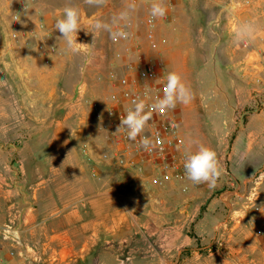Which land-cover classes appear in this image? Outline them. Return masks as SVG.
<instances>
[{"label": "crops", "instance_id": "crops-1", "mask_svg": "<svg viewBox=\"0 0 264 264\" xmlns=\"http://www.w3.org/2000/svg\"><path fill=\"white\" fill-rule=\"evenodd\" d=\"M3 1L21 20H0V227L14 222L23 244L0 234V264H264V0H164L169 19L152 35L151 0L82 1L77 41L92 44L88 64L55 30L61 9ZM97 20L127 39L103 29L94 39ZM244 22L253 37L237 42L232 29ZM135 43L190 88L192 101L175 108L181 134L187 152L217 153L214 187H156L149 170L116 165L93 105L110 104V72L123 73Z\"/></svg>", "mask_w": 264, "mask_h": 264}, {"label": "built area", "instance_id": "built-area-1", "mask_svg": "<svg viewBox=\"0 0 264 264\" xmlns=\"http://www.w3.org/2000/svg\"><path fill=\"white\" fill-rule=\"evenodd\" d=\"M8 3L23 4L24 0H5ZM169 9L162 18L153 19L151 15L146 19V26L150 35L159 19H169ZM14 20L20 21L21 15L15 14ZM39 27L44 28V18L39 17ZM51 37V34H47ZM247 44V42H245ZM49 52H55L56 46L51 45ZM49 63V60H46ZM124 70L119 75L115 70L110 72V77L116 88L110 95V104L103 108L99 104L93 105L97 117H106L103 128L108 132V139L116 148L113 150V158L116 165L128 171L145 174L150 171V183L156 187H163L171 182H186L181 189L183 192L195 184L187 180L184 171V158L188 153L185 149V140L181 134L180 121L176 109L157 111L152 114L142 136H148L152 141V147L145 150L140 146V137L136 141L129 140L125 130L117 131L121 118L126 110L132 107V101L137 97L143 98L145 91L150 93L154 101L157 96H162L167 76V63L160 58L146 55L139 43H135L127 49L124 58ZM261 82L260 78L256 79ZM83 153L90 158V150L83 146ZM111 156V157H112ZM110 157V158H111ZM103 155V159H110ZM264 172V171H263ZM257 211L264 214V203L257 207ZM257 233L264 239V225L260 226ZM3 240L17 246L23 243L19 228L14 222H8L0 227Z\"/></svg>", "mask_w": 264, "mask_h": 264}, {"label": "clouds", "instance_id": "clouds-1", "mask_svg": "<svg viewBox=\"0 0 264 264\" xmlns=\"http://www.w3.org/2000/svg\"><path fill=\"white\" fill-rule=\"evenodd\" d=\"M89 5L100 6L104 0H87ZM167 8L164 0H151L150 15L153 19L162 18L166 15ZM126 14L121 13L119 19H125ZM82 18L80 10L75 6H66L63 9V15L55 22V30L61 33V39L66 42L67 49L74 54L84 53L89 57L86 64L91 63V45L77 41L78 32L81 30ZM114 19L112 24H116ZM89 31L94 35L100 30L109 33L113 41L127 39V32L123 30H112V25L97 20ZM234 39L237 42L249 41L253 37L254 28L251 22L238 23L232 29ZM83 86V85H82ZM190 88L183 82L179 73L172 71L166 76V83L162 96H157L152 100L150 93L145 91L143 98L137 97L132 101V107L126 110V114L121 118L120 126L117 131L123 129L129 140L136 141L140 137V146L149 150L152 147V141L148 136H142L152 114L157 111L175 109L177 104L187 105L192 101ZM66 143V142H65ZM184 171L187 180L193 184H207L214 187L218 178L222 174V166L217 157V153L204 145H198L195 151H189L184 158Z\"/></svg>", "mask_w": 264, "mask_h": 264}, {"label": "rangeland", "instance_id": "rangeland-1", "mask_svg": "<svg viewBox=\"0 0 264 264\" xmlns=\"http://www.w3.org/2000/svg\"><path fill=\"white\" fill-rule=\"evenodd\" d=\"M40 1L46 7L47 11L48 10L52 11L53 9H55L54 7H56V8L61 9V14L63 15V9L66 6L71 5V6L77 7L79 4L82 3V1H85V0H40ZM7 5L8 4L5 3L3 0H0V20H1V22H4V23H6V21L11 20L13 14L15 15V9L13 11H11V9H13L12 6H10L9 8H6ZM9 5H11V4H9ZM174 65L175 64L173 63V66ZM192 72H193V74L195 76V73L197 72V70L193 68ZM176 109L178 110L177 107H176ZM177 113H178V111H177ZM178 119L180 121V126H181V116H179V113H178ZM199 249H200L199 250L200 254H207V253L214 252L216 250V246L213 244V245H211V246H209L207 248L200 247ZM185 255L189 256L190 254L187 253ZM193 261H199V259H196V260L194 259ZM118 263L119 264H128L129 261H125V262L120 261Z\"/></svg>", "mask_w": 264, "mask_h": 264}]
</instances>
